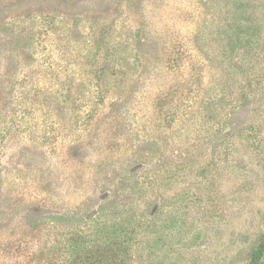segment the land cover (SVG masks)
<instances>
[{
	"label": "rangeland",
	"instance_id": "374dc122",
	"mask_svg": "<svg viewBox=\"0 0 264 264\" xmlns=\"http://www.w3.org/2000/svg\"><path fill=\"white\" fill-rule=\"evenodd\" d=\"M0 264H264V0H0Z\"/></svg>",
	"mask_w": 264,
	"mask_h": 264
}]
</instances>
